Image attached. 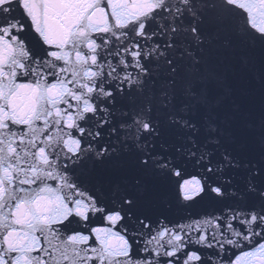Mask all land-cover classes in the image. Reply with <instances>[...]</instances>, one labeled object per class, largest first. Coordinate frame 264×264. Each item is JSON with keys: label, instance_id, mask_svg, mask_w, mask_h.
Listing matches in <instances>:
<instances>
[{"label": "snow or ice", "instance_id": "snow-or-ice-1", "mask_svg": "<svg viewBox=\"0 0 264 264\" xmlns=\"http://www.w3.org/2000/svg\"><path fill=\"white\" fill-rule=\"evenodd\" d=\"M238 42L264 49V0H0V264H264V132L259 159L229 147L240 105L208 68ZM177 156L211 211L153 217ZM98 169L126 173L104 202Z\"/></svg>", "mask_w": 264, "mask_h": 264}, {"label": "water", "instance_id": "water-1", "mask_svg": "<svg viewBox=\"0 0 264 264\" xmlns=\"http://www.w3.org/2000/svg\"><path fill=\"white\" fill-rule=\"evenodd\" d=\"M109 19L111 21V17ZM242 57L244 59H241ZM245 60L247 63L244 62ZM208 68L218 73L232 90L230 100H225L218 112L222 116L230 113L231 101L233 100L240 105V114L232 121L230 128L232 141L229 147L245 158L259 159L262 148L260 137L264 132V129L261 128V121L264 119V84L260 81V72L264 68V49L260 45L249 47L238 42L232 51L219 50L214 52ZM172 155H176L174 149ZM176 164L180 171L178 176L174 174L168 177L153 175L147 178L148 188L145 198L149 201L150 214L153 217L162 214L170 220H177L186 215L184 206L188 204L192 205L189 211L194 214L211 211L207 201L196 203V201L183 200L182 185L185 181L201 179L204 176L201 167L191 160L178 156ZM125 174L124 172L98 169L96 179L91 183H87L86 186L90 192L97 191V194L101 195V202H104L109 193L110 184L119 181ZM234 182L243 187L244 174L237 172ZM49 183L55 186L54 181ZM93 184L96 185L95 189H93ZM193 186L192 184L189 185V187ZM99 189H102V191H99ZM198 199L199 197H197ZM96 227L106 228L111 226L102 214L97 213L95 216L90 214L89 221L83 222L82 230L85 234H88L90 229ZM114 230L118 231L119 225ZM92 239L94 240V235ZM247 247L250 250L251 246ZM243 251V248L232 249L234 254H241Z\"/></svg>", "mask_w": 264, "mask_h": 264}]
</instances>
